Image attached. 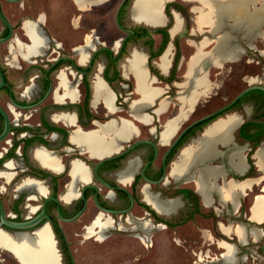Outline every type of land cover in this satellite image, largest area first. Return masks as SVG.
<instances>
[{"label": "flooded vegetation", "instance_id": "flooded-vegetation-1", "mask_svg": "<svg viewBox=\"0 0 264 264\" xmlns=\"http://www.w3.org/2000/svg\"><path fill=\"white\" fill-rule=\"evenodd\" d=\"M137 1L0 0L11 27L10 38L0 43L5 83L0 108L9 121L0 141V204L6 221L33 222L10 227L0 210V234L36 240L45 227L61 264H76L75 246L126 231L140 238L138 225L144 222L151 226L149 236L153 228L188 225L204 236L211 227L216 248L223 251L202 264H264V211L254 212L256 200L264 199V174L256 159L264 147V90L254 88L233 101L241 89L216 109L200 107L218 87L217 69L242 58L243 64H261L264 42L257 38L264 39V0L246 5L249 13L259 11L254 24L236 12L224 16L220 27L214 16L198 22L199 12L206 11L201 0H158L157 23L153 14H135ZM235 20L241 21L235 25ZM30 29L38 38L32 50ZM7 33L0 19V38ZM224 34L227 47L240 50L218 68L208 54ZM197 48L205 56L210 85L188 107L179 98L186 94L185 74ZM134 54L158 90L137 110L132 108L139 100L130 67ZM255 76L247 86H264V72ZM97 84L109 92V104L96 96ZM232 115L239 124L218 128L212 154L173 173L187 147ZM169 122L174 127L163 135ZM4 127L0 113V134ZM91 139L97 148H91ZM207 168L213 173L203 192L194 179ZM151 199L164 207L155 208ZM96 219L110 220L101 237L96 226L88 232ZM227 245L234 250L232 262L225 256ZM0 262L20 264L15 251L1 245Z\"/></svg>", "mask_w": 264, "mask_h": 264}, {"label": "bare ground", "instance_id": "bare-ground-1", "mask_svg": "<svg viewBox=\"0 0 264 264\" xmlns=\"http://www.w3.org/2000/svg\"><path fill=\"white\" fill-rule=\"evenodd\" d=\"M201 2L206 7V11H200L199 16L197 18L199 23L210 22V16H214L213 23L220 27L222 24V18L224 16H231L234 13L238 12L242 15V19L246 22H250L254 24L258 21L259 11L256 10L254 12L249 13L246 9V5L249 2H253V0H201ZM158 0H138L135 4V14L149 16V14H153L154 23L158 22L157 19V6ZM235 19V18H233ZM240 20V21H241ZM239 21V22H240ZM237 20H235V25L239 24ZM179 25V19L176 21V28ZM29 35L32 39L33 47H36L38 44V38L30 29ZM227 34L221 35L216 38L215 46L212 51L209 52L208 57L210 60L214 62V64L219 68L222 64L232 57V51L237 52L238 47L234 46L233 48L227 47ZM239 53V52H238ZM237 55V54H236ZM205 60V56L201 53L200 48H197L192 59L189 61L186 74H185V87L187 89V95L184 97H180L182 103L186 106L191 107L196 101V96L198 94L197 87L200 88V93L207 92L209 90V82L207 79L206 73H204V69L202 66V62ZM165 59L161 60V69H165ZM130 67L134 72L136 78V92L139 95V100L133 103L132 108L137 110L142 106L150 103L152 98L158 94V90L152 88L149 85L146 74L143 71L141 56L139 54H134L132 60H130ZM205 68V67H204ZM95 94L98 98H102L106 104L110 103V96L107 89L101 84L96 85ZM163 103H161L162 105ZM239 124V118L236 115H232L227 117L225 120H219L212 124L210 128L207 129L205 136L199 140V142L195 143L192 146L187 147L178 161L173 165L172 171L175 174H179L182 169L188 168L195 160H200L205 155H210L213 152V144L215 142L216 131L221 126H227L228 129L234 125ZM173 122H169L166 124L165 131L169 132L173 129ZM127 128V127H126ZM227 129V130H228ZM126 131V130H125ZM100 133V132H99ZM99 146L98 141L95 139H91V148H97ZM107 148V147H106ZM233 157V156H232ZM234 158V157H233ZM257 164L261 167L264 172V147L259 148L256 152ZM235 162V161H234ZM234 164V163H233ZM204 171V170H203ZM213 171L210 168H207L204 172H200L197 178H195V182L197 184V188L201 191H206V179L212 175ZM226 192H229L230 187H224ZM151 204L155 208L164 207L161 204H158L155 200L151 199ZM173 207L172 204L168 205V208ZM264 211V199H257L254 212L259 214ZM93 226H96L97 232L96 235L101 237L103 232L110 227V220L108 219H96L93 225L89 228V233L93 232ZM150 224L147 222L141 223L138 225L140 231H142L145 237H148V231L150 229ZM243 229L238 228V234L242 237ZM252 234L254 236L257 235L256 231L253 230ZM0 245L4 247L12 248L20 264H56L57 263V255L53 248V243L50 241V237L46 231V228H41L37 232L36 240L31 239L29 236L17 235L15 238L8 239L4 234H0ZM225 256L226 259L230 262L234 259V250L232 246H225Z\"/></svg>", "mask_w": 264, "mask_h": 264}, {"label": "rangeland", "instance_id": "rangeland-1", "mask_svg": "<svg viewBox=\"0 0 264 264\" xmlns=\"http://www.w3.org/2000/svg\"><path fill=\"white\" fill-rule=\"evenodd\" d=\"M263 42L264 39L257 38V43ZM261 51L264 56V46L261 47ZM243 59L217 69L220 72L217 76L218 87L213 89L210 97L200 101V107L204 112L216 109L228 102L241 89L252 83L254 80L252 77H256L257 72H264L261 69L264 66V58L260 65L251 61L243 64ZM261 80L259 79L257 82H261ZM184 88L187 91L185 85ZM196 89L197 92H200L199 87ZM186 95L187 92L184 96ZM222 127L228 129L227 126ZM135 233V231H126L124 234H113L103 242L90 238L88 243L77 245L74 247L75 250H72L75 263L202 264L204 262L202 259L209 260L208 256H213L214 252L223 251L216 248L212 239L214 233L211 227L205 228L204 236H201V232L197 228L189 225L186 228L174 230L153 228L148 237H145L140 231L138 232L140 238H138L134 235Z\"/></svg>", "mask_w": 264, "mask_h": 264}, {"label": "water", "instance_id": "water-1", "mask_svg": "<svg viewBox=\"0 0 264 264\" xmlns=\"http://www.w3.org/2000/svg\"><path fill=\"white\" fill-rule=\"evenodd\" d=\"M0 19L2 20V22L4 24L7 25L8 27V33L6 36L0 38V43L8 40L11 36V27L8 23V21L5 19V17L3 16L2 12L0 11ZM205 73V72H204ZM5 85L4 83V79H3V75H2V72H1V69H0V88H2L3 86ZM254 88H259L261 90H264V86H260V85H250V86H247L245 87L244 89H242L234 98L233 101H236L237 99H239L241 96H243L246 92L254 89ZM233 101L230 103L232 104ZM229 106V105H228ZM223 108H227V106L223 107ZM222 108V109H223ZM0 113L2 114V116L4 117L5 119V127H4V130L2 131V133L0 134V141L6 136V134L8 133L9 131V121H8V117L6 115V113L2 110V108H0ZM206 117H203L202 119H204ZM0 210H1V221L4 222L5 224H7L8 226L10 227H13V228H23V227H27L29 225H31L33 222H29V223H10L8 221L5 220L4 216H3V211H2V207H1V204H0ZM53 248H54V251L56 252V255H57V263L56 264H61L60 262V257H59V253L57 252V249L55 247V245L53 244ZM0 264H2L0 262Z\"/></svg>", "mask_w": 264, "mask_h": 264}, {"label": "trees", "instance_id": "trees-1", "mask_svg": "<svg viewBox=\"0 0 264 264\" xmlns=\"http://www.w3.org/2000/svg\"><path fill=\"white\" fill-rule=\"evenodd\" d=\"M242 98H243V97H242ZM242 98H241V99H242Z\"/></svg>", "mask_w": 264, "mask_h": 264}]
</instances>
